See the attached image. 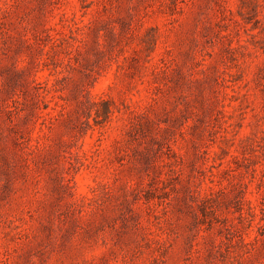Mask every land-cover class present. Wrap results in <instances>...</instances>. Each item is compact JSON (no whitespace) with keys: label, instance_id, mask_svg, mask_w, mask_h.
Masks as SVG:
<instances>
[{"label":"rangeland","instance_id":"374dc122","mask_svg":"<svg viewBox=\"0 0 264 264\" xmlns=\"http://www.w3.org/2000/svg\"><path fill=\"white\" fill-rule=\"evenodd\" d=\"M0 264H264V0H0Z\"/></svg>","mask_w":264,"mask_h":264}]
</instances>
